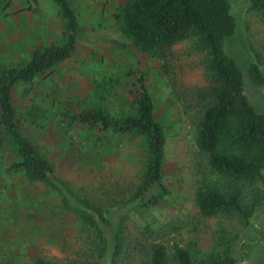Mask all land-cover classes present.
Instances as JSON below:
<instances>
[{
	"label": "rangeland",
	"instance_id": "rangeland-1",
	"mask_svg": "<svg viewBox=\"0 0 264 264\" xmlns=\"http://www.w3.org/2000/svg\"><path fill=\"white\" fill-rule=\"evenodd\" d=\"M7 1L0 0V15ZM41 1L45 18L56 23L61 17L57 3ZM110 1L116 3L115 11L107 7ZM131 1L70 0L80 23L75 52L39 74L33 84L19 82L14 87L22 132L70 189L57 182L54 187L29 181L24 168L14 167L18 150L0 126V260L6 264H32L38 258L49 264H146L151 245L163 242L171 264H176L171 250L176 243L188 248L196 262L232 250L237 264H264V181L236 179L215 170L197 142L207 92L213 85L206 51L191 40L175 44L164 57L141 50L115 18L119 7ZM230 1L238 29L227 48L246 74L247 95L264 112V86L253 84L247 71L252 59L264 70V19L251 9L250 0ZM45 18L33 19L29 12L26 23ZM48 39L50 44L64 42L63 21ZM4 41L0 29L1 68L29 60L30 50H23L19 59L1 57ZM141 78L153 98L155 118L165 128L162 181L170 190L160 204L150 207H135L131 202L149 158L146 138L73 119L83 110L100 107L117 117L135 114ZM220 148L240 153L230 135ZM205 185L238 191L242 204L251 210L249 218L203 215L196 193ZM77 196L100 208L107 218L85 209ZM107 223L122 224V248L115 263L112 248L103 251L97 227L112 243Z\"/></svg>",
	"mask_w": 264,
	"mask_h": 264
},
{
	"label": "trees",
	"instance_id": "trees-1",
	"mask_svg": "<svg viewBox=\"0 0 264 264\" xmlns=\"http://www.w3.org/2000/svg\"><path fill=\"white\" fill-rule=\"evenodd\" d=\"M59 15L65 22V40L37 48L29 60L17 66L0 67V124L15 144L20 160L16 168H24L31 182H47L70 189L56 178L50 161L21 130L13 101V89L19 82L33 84L39 74L48 72L59 62L69 58L77 48L78 16L69 0H54ZM230 0H132L115 12L122 31L143 51L164 57L175 44L193 41L206 51L207 70L213 85L207 92L208 102L198 127L199 148L208 154L212 167L236 179L264 181V112L260 111L246 93V74L237 57L228 51L227 43L238 29ZM250 7L264 19V0H250ZM252 59V58H251ZM247 71L251 82L264 86V70L255 60H249ZM137 112L127 116H114L105 108L87 109L73 115V119L100 129L121 133L135 132L146 138L149 158L144 179L133 194L136 206L150 207L160 204L170 193L162 181L165 159L166 133L163 124L155 118L153 98L141 78ZM233 136L239 155L224 152L220 145ZM58 184H57V183ZM86 209H92L107 218L101 209L87 200L76 197ZM200 212L206 216L239 214L248 219L250 209L242 204L238 191L224 192L205 185L196 193ZM88 216L86 211L81 212ZM111 232L112 243L100 229L104 247L112 248L113 263L122 248V224H105ZM176 264H237L239 259L230 250L224 256H211L196 262L186 247L172 246ZM0 264H6L0 260ZM32 264H49L38 258ZM146 264H171L169 248L163 242L151 245Z\"/></svg>",
	"mask_w": 264,
	"mask_h": 264
},
{
	"label": "crops",
	"instance_id": "crops-1",
	"mask_svg": "<svg viewBox=\"0 0 264 264\" xmlns=\"http://www.w3.org/2000/svg\"><path fill=\"white\" fill-rule=\"evenodd\" d=\"M41 2V0H8L3 4V12L2 15H0L2 17L0 19V29L1 34L5 35V41L3 42L1 57L7 58L11 56L14 59H19L24 52L23 50L32 51L30 54L31 56L33 52L40 46L44 45V43L50 44V39H48L50 31H53L57 25L60 26L61 22H64V20L61 17H58L59 19L55 23L50 19L45 18V11L42 8ZM114 3L110 1L107 7L115 11L116 3ZM29 12L33 19L43 15L45 20H35L29 25L26 23ZM112 14H114V12H112ZM54 18L55 17L53 16V19ZM3 25L5 27L2 28ZM18 158L20 160V156Z\"/></svg>",
	"mask_w": 264,
	"mask_h": 264
}]
</instances>
